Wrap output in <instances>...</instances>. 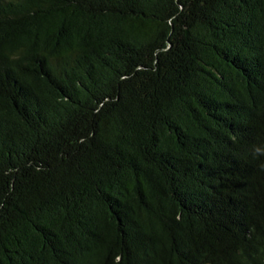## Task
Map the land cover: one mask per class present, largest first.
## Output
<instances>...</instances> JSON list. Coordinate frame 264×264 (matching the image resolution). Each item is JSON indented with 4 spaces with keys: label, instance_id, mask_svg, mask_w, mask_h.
<instances>
[{
    "label": "trees",
    "instance_id": "1",
    "mask_svg": "<svg viewBox=\"0 0 264 264\" xmlns=\"http://www.w3.org/2000/svg\"><path fill=\"white\" fill-rule=\"evenodd\" d=\"M264 0H0V264H264Z\"/></svg>",
    "mask_w": 264,
    "mask_h": 264
},
{
    "label": "clouds",
    "instance_id": "2",
    "mask_svg": "<svg viewBox=\"0 0 264 264\" xmlns=\"http://www.w3.org/2000/svg\"><path fill=\"white\" fill-rule=\"evenodd\" d=\"M255 155L256 156L264 155V152H262L260 150H256Z\"/></svg>",
    "mask_w": 264,
    "mask_h": 264
}]
</instances>
